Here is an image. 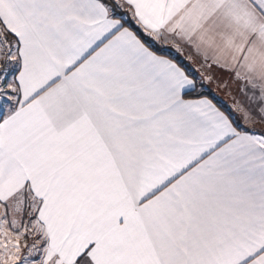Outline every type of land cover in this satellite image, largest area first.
I'll return each mask as SVG.
<instances>
[{
	"label": "snow or ice",
	"instance_id": "snow-or-ice-1",
	"mask_svg": "<svg viewBox=\"0 0 264 264\" xmlns=\"http://www.w3.org/2000/svg\"><path fill=\"white\" fill-rule=\"evenodd\" d=\"M0 264H264V0H0Z\"/></svg>",
	"mask_w": 264,
	"mask_h": 264
},
{
	"label": "crops",
	"instance_id": "crops-1",
	"mask_svg": "<svg viewBox=\"0 0 264 264\" xmlns=\"http://www.w3.org/2000/svg\"><path fill=\"white\" fill-rule=\"evenodd\" d=\"M221 96H223V94H220ZM225 100H227V97H223Z\"/></svg>",
	"mask_w": 264,
	"mask_h": 264
}]
</instances>
